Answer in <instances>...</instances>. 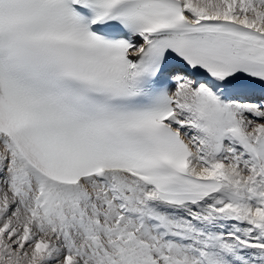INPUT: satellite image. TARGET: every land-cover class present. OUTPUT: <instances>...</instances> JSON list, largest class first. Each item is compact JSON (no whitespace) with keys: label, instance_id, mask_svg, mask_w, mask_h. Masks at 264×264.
<instances>
[{"label":"snow or ice","instance_id":"1","mask_svg":"<svg viewBox=\"0 0 264 264\" xmlns=\"http://www.w3.org/2000/svg\"><path fill=\"white\" fill-rule=\"evenodd\" d=\"M0 264H264V0H0Z\"/></svg>","mask_w":264,"mask_h":264}]
</instances>
